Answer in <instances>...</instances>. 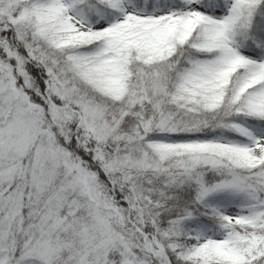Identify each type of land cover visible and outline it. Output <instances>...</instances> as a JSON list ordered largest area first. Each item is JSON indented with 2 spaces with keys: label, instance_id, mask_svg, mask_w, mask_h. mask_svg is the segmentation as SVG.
<instances>
[{
  "label": "snow or ice",
  "instance_id": "snow-or-ice-1",
  "mask_svg": "<svg viewBox=\"0 0 264 264\" xmlns=\"http://www.w3.org/2000/svg\"><path fill=\"white\" fill-rule=\"evenodd\" d=\"M0 264H264V0H0Z\"/></svg>",
  "mask_w": 264,
  "mask_h": 264
}]
</instances>
